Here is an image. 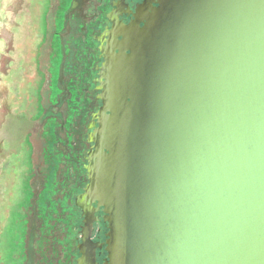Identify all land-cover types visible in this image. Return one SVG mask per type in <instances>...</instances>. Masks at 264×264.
<instances>
[{"label": "water", "instance_id": "obj_1", "mask_svg": "<svg viewBox=\"0 0 264 264\" xmlns=\"http://www.w3.org/2000/svg\"><path fill=\"white\" fill-rule=\"evenodd\" d=\"M91 13L73 14L85 156ZM134 16L106 54L76 199L103 208L107 264H264V0H145Z\"/></svg>", "mask_w": 264, "mask_h": 264}, {"label": "rangeland", "instance_id": "obj_2", "mask_svg": "<svg viewBox=\"0 0 264 264\" xmlns=\"http://www.w3.org/2000/svg\"><path fill=\"white\" fill-rule=\"evenodd\" d=\"M75 11L71 0H0V264H64L73 251Z\"/></svg>", "mask_w": 264, "mask_h": 264}, {"label": "flooded vegetation", "instance_id": "obj_3", "mask_svg": "<svg viewBox=\"0 0 264 264\" xmlns=\"http://www.w3.org/2000/svg\"><path fill=\"white\" fill-rule=\"evenodd\" d=\"M144 1L145 0H98L93 4L92 0H71L73 9L83 8L84 3L88 6L91 5L93 7V13L90 14V17L92 18L90 31L96 30L98 27L100 28L99 33H86L89 40L84 63L86 71L83 72L82 76L80 75L81 77H88L85 91L89 89V85H92L93 90L96 91V94L89 103L90 108L93 111V108L97 107L95 112L89 111V118L91 119L88 129H91V132L94 130V125H98L93 117L101 106V98L99 95L102 92L101 84L104 81L102 68L107 60L106 54L122 39V36L115 34V31H117L118 26L129 25L136 20L134 16L136 9L139 5H142ZM154 4L156 5V3ZM141 25L143 26V23H141ZM65 79L66 77L64 75L63 82H65ZM65 90L66 92L70 91L67 85ZM55 115L56 116L54 117L61 116L57 112ZM90 133H88L87 136V143L91 144L86 152V156L81 153L78 155L79 158H81V160L84 159L85 162L83 165L84 173L79 174L80 179L86 180V183L83 186V191L89 182L86 165L88 153L93 147V143L88 141ZM74 199L77 220L73 223L74 225L72 228L75 230H73L74 233L73 236L71 234V238H73L75 244L73 245L72 254H68L67 259L64 258V264H107L109 262V253L106 241L108 239L109 225L104 219L105 214L102 210L103 208L97 209V205L94 203L92 206L88 204L83 210V208L78 205L76 196ZM89 224L92 225L90 229L87 226ZM83 239L86 240L84 246H82ZM84 252L86 253V258L84 257Z\"/></svg>", "mask_w": 264, "mask_h": 264}]
</instances>
